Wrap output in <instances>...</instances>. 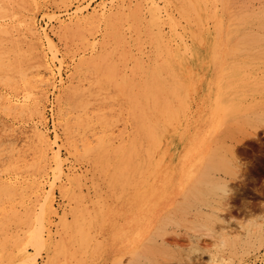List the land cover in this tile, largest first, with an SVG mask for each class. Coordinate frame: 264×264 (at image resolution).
Listing matches in <instances>:
<instances>
[{"label":"rangeland","instance_id":"rangeland-1","mask_svg":"<svg viewBox=\"0 0 264 264\" xmlns=\"http://www.w3.org/2000/svg\"><path fill=\"white\" fill-rule=\"evenodd\" d=\"M190 1L0 0V72L8 76L0 78V264H264V0ZM108 12L124 15L118 37L107 33ZM30 17L41 39L27 28ZM85 17L84 36H61L63 25ZM220 17L260 36L252 52L225 50ZM160 48L199 84L171 96L185 100L165 118L162 134L174 141L137 155L142 164L124 177L129 160L117 153L134 141L141 150L135 111L150 104L141 84L162 60ZM101 53L108 57L99 72ZM211 154L230 189L214 200L218 208L182 213L179 202ZM41 231L40 243L28 240ZM18 240L28 242L25 254Z\"/></svg>","mask_w":264,"mask_h":264},{"label":"bare ground","instance_id":"bare-ground-1","mask_svg":"<svg viewBox=\"0 0 264 264\" xmlns=\"http://www.w3.org/2000/svg\"><path fill=\"white\" fill-rule=\"evenodd\" d=\"M20 1V0H19ZM112 1V0H111ZM190 1V0H189ZM28 2V1H27ZM35 2V1H32ZM121 2V1H120ZM191 2V1H190ZM10 4V3H9ZM19 4V3H18ZM21 5V4H20ZM29 5V4H28ZM123 5V4H122ZM25 6V5H24ZM125 7V6H123ZM122 7V8H123ZM83 8V7H82ZM79 9V8H78ZM81 9V8H80ZM23 13V12H22ZM95 14V12H93ZM7 13H5V9L3 7L0 6V16L5 15ZM127 14L129 15V18L134 19L136 17V10H131L129 13L127 12ZM16 16V14H15ZM78 16V15H77ZM93 16V15H91ZM90 16V17H91ZM124 15H120L117 13H109L106 14L105 16L103 15V18H105L106 22H107V33L113 37H118V35L120 34V29H119V25L116 22L117 18H121ZM9 17V16H7ZM29 17V16H28ZM87 17V16H86ZM80 18L77 19L76 24L75 25H63L62 29V33L61 36L62 37H66V38H71V37H75L77 35H81L84 36L86 31V27L88 26V22H89V18ZM3 19V17H1ZM11 18V17H10ZM13 18V17H12ZM60 18V17H59ZM79 18V17H78ZM221 18V17H220ZM233 18H237V17H233ZM20 19V18H19ZM238 19V18H237ZM22 20V19H21ZM231 21L232 18H226V19H220L218 22L220 23V25L222 27H224V29H226V33H227V37L225 39V50H229V49H238L242 52H252V46L255 45L256 43L258 44L261 40L260 36H258L257 34L253 33L249 28L248 29H244L241 30L242 28H231ZM234 21V19H233ZM20 22V21H19ZM236 22V21H234ZM24 24V23H23ZM27 25H28V29L32 32V34L38 35V37L41 39L42 37H40L41 35L39 34V32L37 31V27H36V21L33 17H30L27 20ZM1 26V25H0ZM12 27V26H11ZM4 29V28H2ZM44 29V28H43ZM19 30V29H18ZM221 32L223 31L222 28H220ZM9 31V30H8ZM12 31V30H11ZM10 32V31H9ZM15 33V31H14ZM45 33V32H44ZM16 34V33H15ZM42 34V33H41ZM2 35V34H1ZM9 35V34H8ZM11 36V35H10ZM16 36V35H15ZM45 36L47 37L48 41L50 43L53 42V40L49 37L48 34L45 33ZM60 36V37H61ZM262 37V36H261ZM2 38V36H1ZM6 38V37H5ZM15 39L17 40V38L15 37ZM10 43V42H9ZM21 43V42H20ZM28 43V42H27ZM49 43V44H50ZM7 44V42H6ZM20 45V44H19ZM29 45V44H28ZM36 45V44H35ZM34 45V46H35ZM51 45V44H50ZM26 46V45H25ZM33 46V45H32ZM37 46V45H36ZM35 46V48H36ZM12 47V46H11ZM17 47V46H15ZM18 48V47H17ZM165 48V47H164ZM9 49V48H8ZM37 49V48H36ZM10 50V49H9ZM27 50V49H26ZM110 50V49H109ZM169 50V49H168ZM167 50V51H168ZM221 50H224V48H221ZM36 51V50H35ZM1 52V51H0ZM165 52V49L160 48L159 49V54L160 56L163 55V58L161 61H159L154 67H158V69H162L164 71V75L163 76H157L158 73V69H151V68H146L145 72V79L143 84V90L141 91V94L144 97L145 101L148 100V102L150 103L149 105H147V108H142V109H138L135 112L137 113V115L135 114L136 117V123L140 129V136H135L133 137V139H137V141L141 140V150L140 147L136 146L135 141L134 142H128L125 144V148L123 150H120L117 154H118V160H120L121 162L124 161L123 159L125 157L128 158L129 162H127L125 164L124 167V172L125 174L122 175L124 177H126V175L131 172V166L134 164L135 168H137L139 166V164L141 165L142 163L141 160H136L135 158L138 159L137 155H142V157L146 156L149 151L153 148L152 146H155V149H158V152L164 148V146L167 145V143H172L174 140H170V138L165 137L164 133L165 129H166V121L165 118L168 117L169 115H174V114H178L179 111H181V109H183L182 107L184 106L185 100L184 97H182L180 99L179 102L175 103L173 98L171 96H173V93H175L176 91H183V89L189 85L192 89L195 88L198 84L199 81L195 80L194 77H191V75H187L186 74V69L185 68H180V64H178V60H181L180 57H175L174 56H166L163 53ZM109 53V52H108ZM20 54V53H19ZM12 55V53H11ZM14 55V54H13ZM12 55V56H13ZM16 55V54H15ZM35 55V54H34ZM179 55V54H178ZM33 56V55H32ZM3 57V56H2ZM99 57L101 59L96 60V64H97V70L100 72L104 71L103 68L106 69V60L108 57V54L105 53H101L99 55ZM11 58V57H10ZM29 58V57H28ZM40 59V58H39ZM5 60V59H4ZM41 60V59H40ZM15 61V60H14ZM35 61V60H34ZM45 62V61H44ZM12 63V62H9ZM23 64V63H22ZM26 64V63H25ZM30 64V63H29ZM95 64V63H93ZM108 64L111 69L110 76L115 72L116 68H114V64L115 61L113 60H108ZM5 65V64H4ZM10 65V64H9ZM8 65V67H9ZM19 65V64H18ZM24 66V65H23ZM36 66V65H35ZM20 68V66H19ZM32 68V66H30V69ZM7 69V68H5ZM96 69V68H95ZM12 70V69H9ZM158 70V71H157ZM190 70V69H188ZM14 71V70H13ZM12 71V72H13ZM15 72V71H14ZM4 73V72H3ZM0 72V78H3L4 80L8 78L7 75L3 74ZM28 73V72H27ZM8 74V73H7ZM16 74V73H13ZM38 75H40L39 77H36V80L38 82H40V84H43L44 81V77L41 76V74H39V72L37 73ZM61 74V73H60ZM14 76V75H13ZM104 74H102V76H100V78H103ZM22 77V76H21ZM25 77V76H24ZM99 78V77H98ZM16 79V78H14ZM22 79V78H21ZM13 80V79H12ZM100 80V79H99ZM17 81V80H16ZM30 81V80H29ZM122 81L127 82L128 84L133 83V79L132 78H127L125 75L123 76ZM8 81H6L7 83ZM27 82V81H26ZM101 82V81H99ZM203 82V81H202ZM9 83V82H8ZM99 84V83H98ZM226 84V82L223 83V87ZM9 85V84H8ZM11 85V84H10ZM238 85V84H237ZM29 86V85H28ZM95 87H97V85H94ZM94 87V88H95ZM222 87V88H223ZM76 89V88H75ZM79 89V88H78ZM228 90V89H226ZM96 91V90H95ZM70 92V91H69ZM94 92V91H93ZM227 92V91H226ZM225 91L221 92L222 94H227ZM31 94L28 93V95ZM71 94V93H70ZM212 95L216 96L217 93H213ZM213 96V97H214ZM212 97V96H211ZM69 99V98H68ZM41 100V98H40ZM74 100V99H73ZM140 103H143V101L140 99L139 100ZM217 102V101H216ZM219 103V102H217ZM220 104V103H219ZM222 104V103H221ZM229 106V104H228ZM73 107V106H72ZM8 108V105H7ZM213 108V107H212ZM215 111L214 114H210L207 115L206 120L211 124L215 121V119H217L219 117V113L218 112V108L219 105H216L215 107ZM150 111V112H149ZM164 119V122H162ZM150 126H153V132L152 133H148L146 131V129H148ZM169 126V125H168ZM43 130V129H42ZM69 130V129H68ZM46 133V132H45ZM17 134V133H12ZM153 134V135H152ZM11 136V135H9ZM42 139L45 142V144L47 146H49V137L44 133H41ZM171 136V135H170ZM141 138V139H140ZM173 138V137H172ZM192 139V138H191ZM21 142L20 137H14L12 139V143H13V149L18 148L19 144ZM181 142V141H179ZM11 143V145H12ZM104 140H102V142L99 144L98 148H101L104 144ZM55 144V143H54ZM161 145V146H159ZM173 145V144H172ZM54 146V145H53ZM90 150H92L91 147H89ZM17 151V150H16ZM60 151V150H59ZM101 151V150H100ZM59 153V152H58ZM151 153V152H150ZM156 153V152H155ZM44 154V153H43ZM154 154V153H153ZM152 154V155H153ZM23 155V154H22ZM41 155V154H40ZM60 155V154H59ZM151 155V157H152ZM44 156V155H43ZM123 156V157H122ZM135 156V157H134ZM179 156V155H178ZM164 157V156H163ZM61 158V157H60ZM215 154H211L209 156V158L203 162V164H201L198 167V170L196 171L197 173L195 174V178H196V183L192 188H189V192H185L183 198L181 199L182 201L179 202L178 205V209L179 211H181L182 213L187 212L190 208H203L204 206L210 207L212 209H216L218 208V205H216V202L214 200L216 199H221L223 197H225V194L228 193L229 191V185L227 180L224 177L221 176H216V173L214 172L215 168L217 167V165L215 164ZM147 160V159H146ZM63 162V161H62ZM59 163V164H62ZM147 162V161H146ZM145 162V163H146ZM152 163V162H151ZM156 163V162H155ZM232 163V162H231ZM39 164V163H38ZM154 164V163H153ZM152 165V164H151ZM150 165V166H151ZM62 168V165H59ZM149 166V165H148ZM140 167V166H139ZM143 168V167H142ZM33 169V168H32ZM29 170V169H28ZM61 170V169H60ZM64 170V169H63ZM153 170V169H152ZM62 171V170H61ZM60 171V172H61ZM155 171V168H154ZM145 172V171H144ZM151 172V170L149 171ZM62 173V172H61ZM153 173V172H152ZM145 174V173H144ZM151 174V173H150ZM149 175V174H148ZM147 175V176H148ZM148 179V178H147ZM145 179V180H147ZM6 185V184H5ZM4 185V186H5ZM8 185V184H7ZM229 186V187H228ZM11 189V188H10ZM8 191V189H7ZM186 191V190H185ZM10 192V191H9ZM7 193V192H6ZM181 197V196H180ZM163 199V198H162ZM149 201V200H148ZM222 201V200H221ZM219 201V202H221ZM177 207V206H176ZM191 212V211H190ZM180 213V212H179ZM178 213V215H179ZM184 215V214H183ZM185 217V216H184ZM175 218V217H174ZM173 219V217H172ZM187 221V220H186ZM208 225V224H207ZM209 226V225H208ZM227 226V225H226ZM149 227V226H148ZM225 227V226H222ZM80 231H82L81 227L79 228ZM148 230V229H147ZM76 233L75 235H78V231L75 229ZM43 231H41V233L39 234V236L37 238L35 237H28V240L33 241L34 243L38 244L40 243V241H42V234ZM72 238V242H75L77 240V238ZM27 239V238H26ZM144 239V238H143ZM82 246H80V248H85L83 247L84 243L81 240H78ZM155 241L154 238L149 239V242L147 240V244L153 243ZM71 242V243H72ZM28 244V242L26 243V241L24 240H18L16 243V247L19 250V253L21 254H25L27 249H26V245ZM30 244V243H29ZM156 244V243H155ZM146 245V244H145ZM157 245V244H156ZM67 241L64 240V243H61L59 245V251L61 252H65L67 251ZM158 246V245H157ZM159 247V246H158ZM155 248V246H154ZM160 248V247H159ZM10 251V250H9ZM70 254H75V251H71L69 250ZM148 253V252H146ZM147 255V254H146ZM6 258V257H5ZM8 258V257H7ZM135 259V258H134Z\"/></svg>","mask_w":264,"mask_h":264}]
</instances>
